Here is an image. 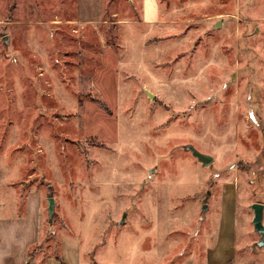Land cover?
<instances>
[{"label":"rangeland","instance_id":"rangeland-1","mask_svg":"<svg viewBox=\"0 0 264 264\" xmlns=\"http://www.w3.org/2000/svg\"><path fill=\"white\" fill-rule=\"evenodd\" d=\"M99 3L0 0V264H264V0Z\"/></svg>","mask_w":264,"mask_h":264},{"label":"crops","instance_id":"crops-1","mask_svg":"<svg viewBox=\"0 0 264 264\" xmlns=\"http://www.w3.org/2000/svg\"><path fill=\"white\" fill-rule=\"evenodd\" d=\"M142 8L144 21L147 23H153L159 20V6L158 0H142ZM100 15V3L99 0H78V21L80 23H95L98 22ZM231 193V194H230ZM232 195L231 190L227 189L223 193V201L221 205L220 213V231L222 241L215 246L216 251L210 253L209 258L211 263L216 264H228L233 257V248L235 238V204L233 201L229 202V198ZM11 264H16L12 262Z\"/></svg>","mask_w":264,"mask_h":264},{"label":"water","instance_id":"water-1","mask_svg":"<svg viewBox=\"0 0 264 264\" xmlns=\"http://www.w3.org/2000/svg\"><path fill=\"white\" fill-rule=\"evenodd\" d=\"M221 21L219 20L215 26H220ZM148 94L151 98H154V94L148 90ZM194 155H196L200 161L204 165H209L214 161V157L208 154H204L196 149H193ZM251 208L254 210V217H253V223L255 226V229L261 234V239L257 242L258 246H264V223H263V217H264V203L262 202H254L251 204ZM49 211L50 214L53 215L54 213V197L51 196L49 198Z\"/></svg>","mask_w":264,"mask_h":264}]
</instances>
